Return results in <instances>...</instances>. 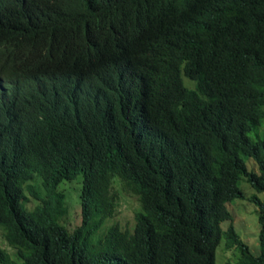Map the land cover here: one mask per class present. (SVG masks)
<instances>
[{
    "label": "trees",
    "instance_id": "16d2710c",
    "mask_svg": "<svg viewBox=\"0 0 264 264\" xmlns=\"http://www.w3.org/2000/svg\"><path fill=\"white\" fill-rule=\"evenodd\" d=\"M242 177L264 193V0H0V264H215L222 239L264 264Z\"/></svg>",
    "mask_w": 264,
    "mask_h": 264
},
{
    "label": "rangeland",
    "instance_id": "374dc122",
    "mask_svg": "<svg viewBox=\"0 0 264 264\" xmlns=\"http://www.w3.org/2000/svg\"><path fill=\"white\" fill-rule=\"evenodd\" d=\"M245 163L248 169L254 168L256 170V166L253 165L252 159L247 158ZM73 183L74 182L67 185L66 189L72 190L74 186ZM239 186L244 191L245 196L257 194L261 199H264V193L256 192L244 177L239 180ZM33 203V201L32 203H28L27 207L33 206ZM137 206L138 202L134 196L124 195L119 200L115 214L106 221L105 227L114 223H120L124 226L131 224L133 212ZM226 206L231 214V218L221 222L222 229L226 230L229 225L233 226L239 234V237L248 244L253 253L260 251L258 244L259 223L257 221V206L253 202L241 198L226 202ZM67 220H70L72 224L77 223L79 220V207L76 203H73V205L69 207V216H67ZM0 246L11 252V249L3 240L1 232ZM235 256L234 248H227L225 240L222 239L221 244H218L215 251V264H226L228 261L233 260Z\"/></svg>",
    "mask_w": 264,
    "mask_h": 264
}]
</instances>
